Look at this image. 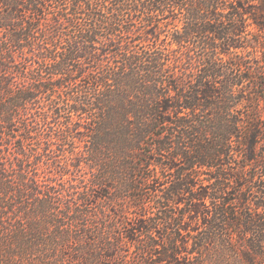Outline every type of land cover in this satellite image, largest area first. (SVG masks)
I'll return each instance as SVG.
<instances>
[{
    "label": "trees",
    "instance_id": "1",
    "mask_svg": "<svg viewBox=\"0 0 264 264\" xmlns=\"http://www.w3.org/2000/svg\"><path fill=\"white\" fill-rule=\"evenodd\" d=\"M0 264H264V0H0Z\"/></svg>",
    "mask_w": 264,
    "mask_h": 264
},
{
    "label": "rangeland",
    "instance_id": "2",
    "mask_svg": "<svg viewBox=\"0 0 264 264\" xmlns=\"http://www.w3.org/2000/svg\"><path fill=\"white\" fill-rule=\"evenodd\" d=\"M149 198H150V196H148V200H147V202H149V201L151 200V199H149ZM134 212H135L134 209L129 210V212H128V217L131 218L132 216H134V215H133Z\"/></svg>",
    "mask_w": 264,
    "mask_h": 264
}]
</instances>
